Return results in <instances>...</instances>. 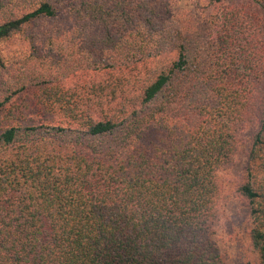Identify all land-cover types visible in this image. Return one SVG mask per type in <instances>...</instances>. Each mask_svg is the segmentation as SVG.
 I'll use <instances>...</instances> for the list:
<instances>
[{"label": "trees", "instance_id": "trees-1", "mask_svg": "<svg viewBox=\"0 0 264 264\" xmlns=\"http://www.w3.org/2000/svg\"><path fill=\"white\" fill-rule=\"evenodd\" d=\"M210 2L198 28L175 0H0V44L86 37L94 59L78 89L34 96L42 122L0 116V264H225L220 174L264 82V24ZM238 192L259 258L246 264H264V110Z\"/></svg>", "mask_w": 264, "mask_h": 264}, {"label": "rangeland", "instance_id": "rangeland-1", "mask_svg": "<svg viewBox=\"0 0 264 264\" xmlns=\"http://www.w3.org/2000/svg\"><path fill=\"white\" fill-rule=\"evenodd\" d=\"M237 6H246L264 24V7L256 0H231ZM210 0H175L176 16L190 27L199 24L214 10ZM31 31L17 35L0 44V116L7 106H20L22 120L26 124L42 122L45 114L34 96L54 86L64 90H75L86 78L79 69L91 68L88 38H78L75 48L35 46L30 42ZM264 82L250 108L248 122L240 132V149L230 166L221 172L224 200L216 223V243L225 264H246L259 260L253 248L250 202L239 192L250 167V153L256 134L262 127L264 110ZM24 116V117H23ZM1 127V123H0Z\"/></svg>", "mask_w": 264, "mask_h": 264}]
</instances>
